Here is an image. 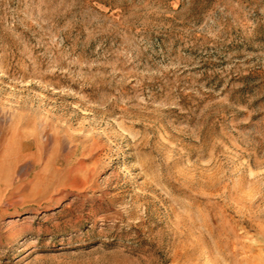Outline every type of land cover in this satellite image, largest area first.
Listing matches in <instances>:
<instances>
[{"label": "rangeland", "instance_id": "374dc122", "mask_svg": "<svg viewBox=\"0 0 264 264\" xmlns=\"http://www.w3.org/2000/svg\"><path fill=\"white\" fill-rule=\"evenodd\" d=\"M0 264H264V0H0Z\"/></svg>", "mask_w": 264, "mask_h": 264}]
</instances>
